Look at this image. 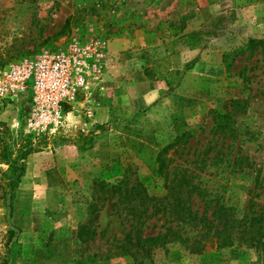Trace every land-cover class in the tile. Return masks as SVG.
Here are the masks:
<instances>
[{
  "label": "rangeland",
  "instance_id": "374dc122",
  "mask_svg": "<svg viewBox=\"0 0 264 264\" xmlns=\"http://www.w3.org/2000/svg\"><path fill=\"white\" fill-rule=\"evenodd\" d=\"M73 46L99 49L101 72L62 125L37 134L25 104L0 105V264H264L214 234L220 206L244 224L264 210V0H0V69ZM159 154L209 226L146 257L126 236L176 215L149 203L138 222L111 188L158 194Z\"/></svg>",
  "mask_w": 264,
  "mask_h": 264
},
{
  "label": "built area",
  "instance_id": "2783aa9c",
  "mask_svg": "<svg viewBox=\"0 0 264 264\" xmlns=\"http://www.w3.org/2000/svg\"><path fill=\"white\" fill-rule=\"evenodd\" d=\"M99 49L47 51L0 69V105L25 104V122L37 134L63 124L79 91L100 76Z\"/></svg>",
  "mask_w": 264,
  "mask_h": 264
},
{
  "label": "trees",
  "instance_id": "16d2710c",
  "mask_svg": "<svg viewBox=\"0 0 264 264\" xmlns=\"http://www.w3.org/2000/svg\"><path fill=\"white\" fill-rule=\"evenodd\" d=\"M178 32L177 30L175 33ZM250 42L256 43L253 39ZM170 146L171 144L164 149L167 150ZM25 155L26 153H22V157ZM168 161L161 154L158 155V176L164 181L158 194L150 193L141 182H137V184L131 186L129 189L126 188L124 194H122L123 190L118 184L113 185L111 188L114 195L118 197L119 202L126 201L128 203L127 207L132 211L131 213L134 217L138 218V222L143 217L145 221L151 217L152 214H148L147 212V205L149 203H153V207H158V211L170 210V214L176 215V226H168L163 233L159 232L157 235L144 237L141 230H137L135 237H132L130 234L126 236L124 241L125 247L126 245L134 246L137 250L143 251L146 257L150 255V247L157 243L161 245L174 240L186 242L187 239L184 238L183 232L186 231L188 225H191L192 228L197 225L198 221H203V223L205 222L204 227L209 226V222L205 221L204 216L198 219L197 213L192 211L189 202L194 192L200 194L198 186L191 180V177L186 175H181L176 178L171 177L169 169L170 163ZM10 167L16 173L18 165H16L15 161L12 162ZM229 210L228 207L224 206L217 208L219 222L214 234H216L217 241L220 242V245L227 246L231 245L234 241H238V243H242L247 247L264 248V210L256 212L254 216H251L249 222L245 224L243 220L234 218ZM145 221H141L140 223H145ZM200 242L201 239L198 243ZM16 244V241H12L11 248L14 249L17 246ZM190 247L193 252L200 251L197 246L190 245Z\"/></svg>",
  "mask_w": 264,
  "mask_h": 264
}]
</instances>
